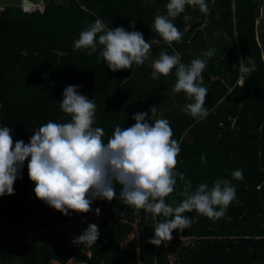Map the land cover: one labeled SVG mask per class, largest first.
I'll return each instance as SVG.
<instances>
[{
  "label": "trees",
  "instance_id": "obj_1",
  "mask_svg": "<svg viewBox=\"0 0 264 264\" xmlns=\"http://www.w3.org/2000/svg\"><path fill=\"white\" fill-rule=\"evenodd\" d=\"M44 1V11L31 15L20 7L0 11V128L11 129L13 147L21 140L27 145L49 121L70 123L59 103L66 87L78 86L95 102L92 127L104 130L105 144L116 126H133L137 113H149L150 124L168 120L180 146L174 172L183 173L184 181L177 175L166 204L175 207L185 199L178 193L186 182L195 192L201 184L211 189L218 179L226 180L235 197L220 218L184 213L191 225L174 230L172 239L157 247L147 241L167 218L124 204L119 185L112 201L96 199L83 214L63 215L37 200L28 177L29 157L13 195L0 196V264H68L71 259L86 264H264V59L256 37L263 0H205L207 14L186 5L183 13L169 17L182 33L171 45L152 28L155 17L167 15L168 0ZM96 19L106 30L123 27L142 33L146 42H160L142 65L112 72L100 55L102 45L97 43L92 55L90 49L75 48L80 33ZM213 49L211 57L203 55ZM161 52H178L185 65L196 58L206 61L201 73L205 117L183 111L193 100L173 91L176 67L167 76L150 78V60ZM247 57L255 59L256 71L240 82V60L246 64ZM236 170L242 179L233 178ZM89 224L98 226L95 244H73Z\"/></svg>",
  "mask_w": 264,
  "mask_h": 264
},
{
  "label": "clouds",
  "instance_id": "obj_2",
  "mask_svg": "<svg viewBox=\"0 0 264 264\" xmlns=\"http://www.w3.org/2000/svg\"><path fill=\"white\" fill-rule=\"evenodd\" d=\"M186 5L198 6L201 13L209 12L205 0H168L167 15L155 17L152 28L169 45L182 36L169 17L175 18L183 13ZM184 19L189 20L190 17L185 16ZM131 27H135V22H131ZM159 42L156 39L146 42L142 33L126 31L123 27L106 30V25L96 19L80 33L75 48L90 49L88 55H92L97 43L102 45L100 55L104 63L110 71L118 72L131 68L134 63L142 65L148 59L150 48ZM214 51L209 50L203 55L211 57ZM246 59V64L245 58L240 60L242 82L256 71L255 59ZM180 60L178 52L173 55L161 52L152 64L150 78L156 80L167 76L176 67L177 80L173 91H183L193 100L183 111L203 118L207 115L204 108L207 89L201 86V73L206 61L196 58L190 65H185ZM59 104L71 122L59 124L49 121L32 135L27 145L21 140L13 147L11 129L7 126L0 128V196L13 195L18 172L30 157L28 177L35 185L37 200L63 215L70 211L83 214L91 210L96 199L112 201L116 196V185H119L120 199L124 204L167 218L157 223L153 237L147 241L157 247L170 241L174 230L183 231L191 225L193 221L183 215L186 212L195 211L208 218H220L225 214L235 197V188L226 180L218 179L211 189L201 184L195 192L190 191L192 185L186 182L184 190L178 193L185 199L175 207L165 203V198L174 190L177 175L184 181L183 173L174 172L180 146L172 139L168 120L158 119L150 124L147 122L149 113H137L132 117L135 121L133 126L126 129L116 126L105 144L102 140L104 130L92 127L95 102L81 95L78 86L66 87ZM150 111L154 115L155 107ZM232 175L237 180L243 178L241 170L234 171ZM95 214H100L99 208L95 209ZM98 236V226L89 224L72 243L92 246Z\"/></svg>",
  "mask_w": 264,
  "mask_h": 264
},
{
  "label": "rangeland",
  "instance_id": "obj_3",
  "mask_svg": "<svg viewBox=\"0 0 264 264\" xmlns=\"http://www.w3.org/2000/svg\"><path fill=\"white\" fill-rule=\"evenodd\" d=\"M27 1H29L30 3H32V4L36 5V6H40V5H42V1H43V0H27ZM22 3H23V0H0V7H6V6H8V5H9L10 7H21V6H22ZM205 38H206V40H207V39H208V35H207ZM156 59H158L157 56L154 57V58H151L150 63L153 64V62H154ZM240 82H242L241 79H240ZM41 237H42V235H39V234H38V236H37L36 238H37V239H41ZM17 239H18V237L13 238L12 241H15V240H17ZM189 239H190V238H187V240H189ZM172 258L174 259L175 256L172 255ZM48 263H49V264H57V263L53 262V260H50ZM68 264H86V263L75 262V261H73V259H71V260L68 262Z\"/></svg>",
  "mask_w": 264,
  "mask_h": 264
},
{
  "label": "water",
  "instance_id": "obj_4",
  "mask_svg": "<svg viewBox=\"0 0 264 264\" xmlns=\"http://www.w3.org/2000/svg\"><path fill=\"white\" fill-rule=\"evenodd\" d=\"M31 6H33V4H31ZM256 37H257V43L262 49V56L264 59V0L261 8V16L258 19L256 26Z\"/></svg>",
  "mask_w": 264,
  "mask_h": 264
},
{
  "label": "built area",
  "instance_id": "obj_5",
  "mask_svg": "<svg viewBox=\"0 0 264 264\" xmlns=\"http://www.w3.org/2000/svg\"><path fill=\"white\" fill-rule=\"evenodd\" d=\"M49 1H53V0H49ZM62 4H65L66 2L64 0L60 1ZM32 3L28 2V1H25L23 2L22 6H21V9H22V12L24 14H34V13H37V12H43L44 9H45V1L43 0L42 1V5L40 6H36L33 4V6H31Z\"/></svg>",
  "mask_w": 264,
  "mask_h": 264
},
{
  "label": "crops",
  "instance_id": "obj_6",
  "mask_svg": "<svg viewBox=\"0 0 264 264\" xmlns=\"http://www.w3.org/2000/svg\"><path fill=\"white\" fill-rule=\"evenodd\" d=\"M25 1H27V0H23V2H25ZM29 2V1H28ZM23 4V3H22ZM10 6L8 5V6H6V7H0V11H2V10H4V9H7V8H9ZM21 8V7H20ZM53 262H58V261H55V260H53ZM59 263V262H58Z\"/></svg>",
  "mask_w": 264,
  "mask_h": 264
},
{
  "label": "bare ground",
  "instance_id": "obj_7",
  "mask_svg": "<svg viewBox=\"0 0 264 264\" xmlns=\"http://www.w3.org/2000/svg\"><path fill=\"white\" fill-rule=\"evenodd\" d=\"M57 264H60V263H58V262H56Z\"/></svg>",
  "mask_w": 264,
  "mask_h": 264
}]
</instances>
